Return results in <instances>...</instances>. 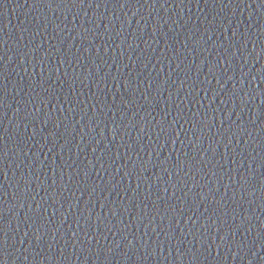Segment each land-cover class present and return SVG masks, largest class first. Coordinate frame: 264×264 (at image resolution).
I'll use <instances>...</instances> for the list:
<instances>
[{"label": "water", "instance_id": "obj_1", "mask_svg": "<svg viewBox=\"0 0 264 264\" xmlns=\"http://www.w3.org/2000/svg\"><path fill=\"white\" fill-rule=\"evenodd\" d=\"M75 3L0 0V259L264 264V0Z\"/></svg>", "mask_w": 264, "mask_h": 264}, {"label": "snow or ice", "instance_id": "obj_2", "mask_svg": "<svg viewBox=\"0 0 264 264\" xmlns=\"http://www.w3.org/2000/svg\"><path fill=\"white\" fill-rule=\"evenodd\" d=\"M79 3H80V4H84V0H79ZM75 4H76V3H75V0H73V5L75 6ZM89 6H91V0H89ZM97 6H99V5H97ZM120 6L123 7L124 4H121ZM262 78H264V77H262ZM253 79H255V77H253ZM129 83H130V82H128V83L125 84V92L128 91ZM0 100H2V98H0ZM122 102H123V103H127L128 101H126V100H124V99L122 98ZM180 118H182V117H180ZM165 131H166V132H167V131H171V128H169V129H165ZM176 135H177V137H178L179 134L176 133ZM0 140H3V139H2V136H0ZM0 151H3V148H2V147H0ZM249 194H250V193H249ZM262 226H264V225H262ZM4 231H5L4 229L0 228V247H3L4 242H5V238H6V237H5V235L3 234ZM36 239L39 240L40 237L37 236ZM108 251L110 252L111 249H109ZM3 255H4L3 253H0V256H3ZM5 260H6V256H4L3 259H0V264H5Z\"/></svg>", "mask_w": 264, "mask_h": 264}]
</instances>
